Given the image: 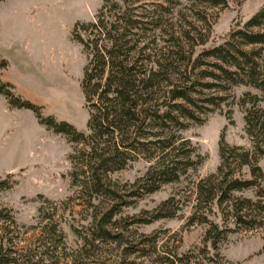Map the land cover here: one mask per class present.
Masks as SVG:
<instances>
[{
  "label": "rangeland",
  "instance_id": "374dc122",
  "mask_svg": "<svg viewBox=\"0 0 264 264\" xmlns=\"http://www.w3.org/2000/svg\"><path fill=\"white\" fill-rule=\"evenodd\" d=\"M263 3L226 0L223 6L205 8L180 0L171 20L183 24L182 16L189 19L194 9L204 7L210 28L199 48L223 41L229 29L240 26ZM100 5L101 0H0V58L7 61L0 67V77L45 112L81 130L87 129L88 119L80 85L86 56L72 29L76 21L92 20ZM247 89L257 91L235 85L232 92H219L223 99L216 107L179 130L196 148L201 158L197 165L186 168L177 181L162 182L146 193L137 184L149 161L137 156L109 173L115 198H89L84 167L71 158L80 145L41 124L32 110L10 106L0 94V176L11 172L14 181L0 191V208L6 206L16 219L17 224L7 223L9 234L16 236L13 253L19 264H167L173 253L189 256V262L174 264H264L259 228L228 232L218 242V254L209 247L203 253L198 247L206 224L187 220L193 182L219 162V134L230 144L251 148L243 112L231 98V93L237 96ZM258 164L264 184V154ZM240 173L247 175L246 166ZM242 194L252 195L249 190ZM171 195L174 214L154 216L159 202ZM110 208L114 212L104 226L112 236H104L97 226ZM207 217L222 223L214 205Z\"/></svg>",
  "mask_w": 264,
  "mask_h": 264
},
{
  "label": "trees",
  "instance_id": "16d2710c",
  "mask_svg": "<svg viewBox=\"0 0 264 264\" xmlns=\"http://www.w3.org/2000/svg\"><path fill=\"white\" fill-rule=\"evenodd\" d=\"M179 1L101 0L92 20L75 22L72 37L86 56L80 81L88 110L86 130L45 112L1 77L0 94L10 106L32 110L41 124L80 145L71 158L84 167L89 198H115L109 173L137 156L149 161L137 184L143 192L177 181L186 168L201 160L179 130L216 107L223 99L219 92H232L235 85L257 90L231 93L243 112L251 148L230 144L220 133L217 166L193 182L187 220L206 224L199 251L209 247L218 254V242L228 232L259 228L264 237L263 171L258 164L264 154V106L260 104L264 102V3L240 26L229 29L223 41L196 48L208 37L205 8L223 6L226 0H189L205 8L197 7L189 19L182 16L183 24L176 25L171 13ZM6 65V59L0 58V67ZM243 166L246 176L240 173ZM12 176L11 172L0 176V191L12 186ZM244 190L252 195L242 194ZM172 201V195L161 200L154 216H172ZM213 205L221 224L207 217ZM113 212L110 208L99 220L97 228L104 236H112L104 224ZM0 222V264H19L13 253L16 236L9 234L7 222L17 223L6 206L0 208ZM175 262L187 263L189 256L173 253L167 264Z\"/></svg>",
  "mask_w": 264,
  "mask_h": 264
}]
</instances>
